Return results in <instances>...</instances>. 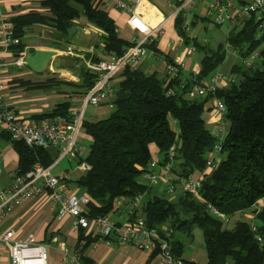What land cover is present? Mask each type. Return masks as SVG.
Here are the masks:
<instances>
[{"label":"trees","instance_id":"trees-1","mask_svg":"<svg viewBox=\"0 0 264 264\" xmlns=\"http://www.w3.org/2000/svg\"><path fill=\"white\" fill-rule=\"evenodd\" d=\"M95 1L43 0L45 14L34 11L13 19L15 35L22 39L12 47L15 56L26 47V27L41 24L51 28L50 46L63 49L72 43L69 30L76 27L74 21L82 17L101 32L94 45L99 52L123 54L130 42L120 37L115 20L108 11L96 7ZM185 21L186 16L181 14L175 28L184 47L193 45L203 55L200 70L186 71L184 67L175 78L166 80L159 72L148 73L143 67L127 68L116 83L110 115L98 122L84 123L83 130L92 138V144L79 165L85 162L89 169L67 181L68 186L90 197L84 213L90 219L109 214L121 197L142 195L148 226L171 241L172 253L177 258H182L185 249L177 234L192 235L195 229H200L208 264H264V206L257 208L264 199V27L258 28L261 23L264 25V16L231 27L227 42L240 59L229 73L236 74V79L205 96H191V92L222 67L228 49L223 44L212 47L209 42L205 44L191 37L185 31ZM151 48L167 61L175 62L159 52L158 45ZM93 58L99 60L97 54ZM251 58L254 61L246 64ZM80 62L74 58L70 63L78 81L54 74L44 82L19 80V83L26 89L84 96L94 86L95 74L84 64L78 67ZM216 100L225 104L227 133L221 142L220 160L210 173L204 174L195 195L183 186L196 172H205L210 154L220 143V137L204 119L207 104L214 105ZM73 105L67 99L36 118L70 119L69 109ZM11 140L20 156L17 173L27 174L36 163L45 166L54 163L48 148ZM155 156L157 166L153 167ZM163 167L169 168L164 175L167 182L160 178L152 185L146 175L158 174ZM171 188L173 193L169 192ZM252 208L255 217L250 219L246 212ZM122 223L119 221L118 225ZM94 240L80 229L78 246L82 252ZM81 260L85 262V257Z\"/></svg>","mask_w":264,"mask_h":264},{"label":"built area","instance_id":"built-area-1","mask_svg":"<svg viewBox=\"0 0 264 264\" xmlns=\"http://www.w3.org/2000/svg\"><path fill=\"white\" fill-rule=\"evenodd\" d=\"M144 1H95V6L101 10L112 11L116 9L119 12L127 13L128 22L134 30L133 36L128 40L131 45L121 55L101 53L98 55L99 60L86 61L87 67L95 74V84L82 97L79 105L74 104L70 107V119L57 117L38 122L24 119L6 101L8 81L4 79L1 72L6 66L5 60L11 53L12 47L20 44L21 39L15 35V28L11 21L0 13V124L15 141H24L30 146L44 148L53 146L59 149L58 158L53 165L45 166L36 163L33 169L25 175L16 172L10 187L0 188V220L24 201L49 195L54 204L59 207V218H64L67 215L74 217L76 229H86L91 222H94L105 239L117 240L122 244H134L149 252L151 256L155 255L152 258L155 260H152L151 264H158V262L162 264H185L182 258L173 255L171 241L162 238L156 228L148 226L142 195L121 197L116 201L109 214L90 219L84 215L90 197L86 194H80L76 188L68 186L67 181L73 180V173L67 171L61 175H56L53 173V168L63 159L69 158L79 151V135L87 121V109L90 106L104 104L112 109L116 83L122 78L127 68H138L143 65L153 52L151 47L158 45L165 35V27L168 22L176 21L181 14H184L186 16L184 27L187 32H191L192 25L197 23L200 17L210 19L218 26L229 23L233 27L238 22L253 17H256L257 20L262 19L264 0H167L166 6L169 7L170 14L155 22L153 21L155 15L149 19L143 14ZM156 15L160 17L162 14L157 12ZM263 27L264 25L261 23L258 28L263 29ZM202 42L206 44L207 40ZM183 43V38L179 36L175 44L182 45ZM73 50L75 49L70 46L67 53L73 55ZM229 51L232 52L233 50L230 49ZM196 52V47L191 45L188 47L186 55L190 57ZM28 56L29 54L24 50L15 56L12 64L21 68L27 67ZM74 56L79 55L75 53ZM82 56L80 55V57ZM182 56L178 57L174 63L165 58L161 59L165 63L163 76L166 80L175 78L180 73L181 68L186 66V59ZM253 58L246 60L245 63L250 64L254 61ZM54 74L57 73L52 72V75ZM235 79L236 74L234 73H218L205 84L196 85L191 96H205L210 92L215 93L222 84L226 85ZM214 111L220 115L219 127H224L225 104L219 100L214 101ZM214 133L220 137V143L216 144L214 151L210 154V160L205 171H212L220 160L218 154L222 150L221 142L225 135L219 131ZM174 149L173 146L172 150ZM157 160L158 158L155 156V161L152 163L153 167L157 166ZM79 169L84 172L89 169V165L83 162ZM168 171V167H163L160 173L147 174L146 178L152 185H156ZM201 181V179L192 177L190 181L184 184L183 188L185 191L198 195V187ZM169 192L173 193V189L171 188ZM124 213H127L128 219L118 225L114 217H120ZM246 214L248 213L246 212ZM0 242L8 247L12 264H46L47 247L36 244L34 235H30L26 241H21L17 239L14 230L0 229ZM80 255L79 253L74 258L75 264H81Z\"/></svg>","mask_w":264,"mask_h":264},{"label":"crops","instance_id":"crops-1","mask_svg":"<svg viewBox=\"0 0 264 264\" xmlns=\"http://www.w3.org/2000/svg\"><path fill=\"white\" fill-rule=\"evenodd\" d=\"M42 1L43 0H0V13L4 14L13 24V19L34 11L45 14L47 9L42 6ZM151 1L154 3L152 6L149 0L144 1L145 7L142 8L143 14L149 19L155 15L154 22L156 20H161L165 16L161 13L159 7L166 9L167 0ZM149 5L150 7H148ZM167 8L169 9V7ZM108 12L116 22L119 35L120 30L125 28L129 31V38H131L134 34V30L128 22L127 13L119 12L116 9ZM157 12H160L162 15H160V17L157 16ZM175 22L176 21H170L167 23L165 27L166 33L163 37L164 40L158 45V50L174 60L184 54L182 57L186 59L185 70L198 72L200 70V62L194 64L192 67L190 62L195 54L189 57L186 55L188 47H184L183 44H175L176 40L179 38V34L175 28ZM74 24L78 30L72 35L71 47L74 45L73 47L80 51L81 55H86L85 52L96 51L95 54H97L98 57L101 52H97L95 49L94 39L97 41L100 40L101 33L90 24L85 17L76 20ZM25 29L26 34L24 42L26 47L24 50H26L29 56L33 55L36 50L55 49L50 46L51 39L49 37L52 36L46 33H52L51 28L41 24H34ZM233 56H236V54ZM14 58L15 53L11 50V53L5 60L6 66L3 68L1 74L4 79L8 81L6 101L12 105L21 117L38 122L36 116L53 111L57 104L67 99H71L72 103L76 105L81 103L83 96H71L57 90L26 89L22 87L19 80H30L35 83L44 82L47 78L51 77L52 74H38L28 66L21 68L13 65ZM156 58L150 57L146 59L141 67L148 73L159 72L163 76L165 63L163 62L161 66H157V63L159 59H163L164 57L161 54H156ZM67 59L70 58L67 57ZM65 60L66 59L63 61V68H65ZM232 68L228 70V73L232 72ZM224 71L225 70L220 67L215 75ZM61 74L63 75V71ZM76 77L74 80L78 81L79 78ZM221 86L225 85L222 84ZM213 106V102L207 104L204 119L214 132L219 131V133L225 135L227 133V128H224L225 126L219 127L220 115L214 111ZM110 112L111 109H109L106 104L101 106H90L86 114L87 122H98L105 119L110 115ZM173 127L176 128V130L178 129L174 122ZM91 144L92 138L83 130L79 135V151L73 156L60 161L59 164L53 168V173L61 175L67 171H71L73 173V180L78 178L84 173L79 169V161L81 158L83 159L88 156ZM154 149L157 148L154 146ZM47 151L49 157L55 162L59 155V149L52 146L48 148ZM19 161V153L13 145L10 135L5 132L0 124V188L10 187L13 182L14 173L18 170ZM210 172L211 170L205 172L198 171L193 177L202 180L204 174ZM165 182H167V179L164 176L163 183ZM77 191L80 194L82 193L78 189ZM263 206L264 199L259 201L258 208L261 209ZM253 210H255V208L247 212V217H250V219L255 217V214L251 213ZM127 219V213H124L120 217H114L116 222H125ZM74 221V217L70 215L59 218L58 205L54 204L51 196L43 195L37 199L26 200L22 204L16 206L10 214L0 220V229L14 230L17 239L21 241H26L30 235H34L36 244L45 245L47 247L46 264H75L74 258L79 253L81 257H85V262L81 260V264H151L153 259L149 252L138 248L134 244H122L117 240L105 239L94 222H91L89 227L84 229V234L85 236L96 238V240L89 244L82 252V249L78 246L80 242V230L75 228ZM177 236L184 243L185 249L182 258L187 264H208V254L204 244V236L200 229H195L192 235L181 232L178 233ZM84 244V241L81 242L82 246ZM0 264H12L10 251L2 242H0ZM158 264L162 263L158 262Z\"/></svg>","mask_w":264,"mask_h":264},{"label":"rangeland","instance_id":"rangeland-1","mask_svg":"<svg viewBox=\"0 0 264 264\" xmlns=\"http://www.w3.org/2000/svg\"><path fill=\"white\" fill-rule=\"evenodd\" d=\"M150 2H151V6L152 5H154V3H152V1L151 0H149ZM153 1H155V0H153ZM156 4V3H155ZM148 7H150V5L148 6ZM161 10V13L166 17V16H168L169 14H170V11H169V9L166 7V9H163V8H161V7H159ZM52 31V30H51ZM230 31H231V25L229 24V23H225L223 26H218V25H216L212 20H208V19H206V18H203V17H200L199 19H198V22L192 27V29H191V32H190V34H191V37H195V38H197L200 42L201 41H205V40H207V42H209V44H210V46H212V47H215V46H217V45H219V44H223L225 47H226V50L228 49V51L226 52V60H225V62L223 63V65H222V68L225 70L224 72H228V70H230L237 62H239V54H238V52H236L235 50H233V51H235V53L234 52H231V51H229L231 48L229 47V45L230 44H228V37H229V34H230ZM120 35H121V37H123V38H125V39H127L128 40V38H129V31L127 30V29H125V28H122L121 30H120ZM164 37V36H163ZM50 38V37H49ZM95 41H94V45L98 42L96 39H94ZM164 40V38L163 39H161V41H159V44L162 42ZM158 44V45H159ZM71 46V45H70ZM74 45H72V47H73ZM74 48V47H73ZM68 49H69V46L67 47V46H65V48H63V49H54V50H58V52L60 53V55L62 56V57H65V64H64V66H65V68H67L68 67V65L70 64V62L71 63H73V59L74 58H77V59H79L80 61H82V62H80V63H78L77 64V66L78 67H80L81 65H83L84 63V65H86V61H89V59L91 60V59H93L94 60V58H93V55L95 54V49H94V51L95 52H85L86 53V55L84 54L82 57H80V55H81V52L80 51H78L76 48H74L75 50H73L77 55H79V56H74V52H73V55L72 54H68L67 52H68ZM97 50V49H96ZM153 50V52H151V54L149 55V57L147 58V59H149L150 57H154V58H156V54H157V52L154 50V49H152ZM98 51H100V50H97V52ZM236 54V56H233V55H235ZM67 57L68 58H70V59H67ZM74 57V58H73ZM203 57V55L202 54H200V53H195V55H194V57H193V59L190 61L191 62V67L194 65V64H196V63H199L200 62V60H201V58ZM82 59V60H81ZM157 59V58H156ZM92 61V60H91ZM159 62L157 63V66H161L162 65V63H163V61H161V59H159L158 60ZM76 64V63H75ZM71 65V64H70ZM87 66V65H86ZM88 69H89V67H87ZM90 70V69H89ZM190 70V69H189ZM227 70V71H226ZM70 71H71V73H70V75L69 76H64V75H62L61 73H59V74H55V75H57V76H59L60 78H62V79H66V80H74V78L76 77V75L74 74V70H73V68L71 67L70 68ZM74 75H73V74ZM77 78V77H76ZM74 81H76V80H74Z\"/></svg>","mask_w":264,"mask_h":264},{"label":"water","instance_id":"water-1","mask_svg":"<svg viewBox=\"0 0 264 264\" xmlns=\"http://www.w3.org/2000/svg\"><path fill=\"white\" fill-rule=\"evenodd\" d=\"M78 30L77 27H73L69 30V35L72 36ZM49 35H53L50 32H46ZM65 57H62L58 50H36L33 55L28 56L27 66L38 74H52L63 72H70L71 65L67 68H63V61ZM53 67V69H51Z\"/></svg>","mask_w":264,"mask_h":264},{"label":"bare ground","instance_id":"bare-ground-1","mask_svg":"<svg viewBox=\"0 0 264 264\" xmlns=\"http://www.w3.org/2000/svg\"><path fill=\"white\" fill-rule=\"evenodd\" d=\"M153 51V50H152ZM154 53V52H153ZM258 53H259V51H258ZM101 54V53H100ZM108 54V53H107ZM75 55V54H74ZM253 56V55H252ZM257 56V55H256ZM255 56V57H256ZM258 57V56H257ZM74 58V57H73ZM255 59V58H254ZM82 60V59H81ZM90 60V59H89ZM71 63V62H70ZM85 64V63H84ZM70 73H71V71H70ZM70 73L69 72H63V75L64 76H69L70 75ZM77 73V72H76ZM108 112V111H107ZM84 128V127H83ZM42 148V147H41ZM49 166V165H48ZM2 171V170H1ZM15 174V173H14Z\"/></svg>","mask_w":264,"mask_h":264}]
</instances>
